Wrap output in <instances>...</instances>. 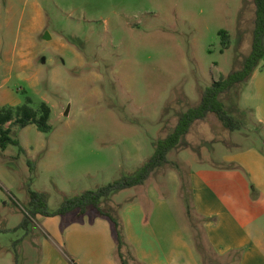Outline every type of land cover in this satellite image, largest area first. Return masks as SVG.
I'll return each instance as SVG.
<instances>
[{
    "label": "rangeland",
    "instance_id": "rangeland-1",
    "mask_svg": "<svg viewBox=\"0 0 264 264\" xmlns=\"http://www.w3.org/2000/svg\"><path fill=\"white\" fill-rule=\"evenodd\" d=\"M254 16V0H0V108L30 98L34 109L45 102L51 110L47 132L5 125L19 145L0 148V264H36L47 234L63 232L75 217L29 216L32 192L44 194L54 212L66 198L136 174L204 89L242 67ZM220 30L230 37L228 48ZM244 89L241 82L220 94L239 123L242 146L264 139L244 109ZM186 134L144 184L115 191L99 206L120 220L122 205L150 186L168 187L166 176L175 171L182 179L170 206L201 263L233 264L231 255L209 249L201 222L188 217L184 177L210 163L198 161L186 142L202 155L220 144L221 156L237 133L211 113ZM25 217L28 225L20 226Z\"/></svg>",
    "mask_w": 264,
    "mask_h": 264
},
{
    "label": "crops",
    "instance_id": "crops-1",
    "mask_svg": "<svg viewBox=\"0 0 264 264\" xmlns=\"http://www.w3.org/2000/svg\"><path fill=\"white\" fill-rule=\"evenodd\" d=\"M242 94L244 109L264 135V57ZM238 130L231 131L237 133L235 140L226 143L232 150L221 156L216 154L220 144L202 155L186 142L198 161L210 160L184 177L190 183L193 209L188 217L192 223L201 222V235L216 255H231L233 264H264V139L242 146ZM166 179L168 187L157 185V192L149 185L143 197L119 210L125 249L133 258L130 264H204L170 206L178 200L182 176L169 171ZM116 248L111 222L89 210L73 217L63 232L47 234L36 264H121ZM236 251H241L239 257Z\"/></svg>",
    "mask_w": 264,
    "mask_h": 264
},
{
    "label": "trees",
    "instance_id": "trees-1",
    "mask_svg": "<svg viewBox=\"0 0 264 264\" xmlns=\"http://www.w3.org/2000/svg\"><path fill=\"white\" fill-rule=\"evenodd\" d=\"M255 16L252 32L251 51L245 58L240 69L230 72L227 76H220L216 81L206 87L202 93L198 105L188 108L180 114L177 124L173 131L165 138L158 140L152 156L140 167L139 171L133 175L123 176L118 180L112 181L95 190H86L79 195L66 198L60 207L54 212H49L46 205L44 194L31 193V211L29 216L34 217L37 213L43 215H66L74 212L76 218H80L89 210H94L98 215L106 217L113 230L117 248L116 254L121 264H130L133 261L129 251L125 249L123 240L122 226L118 218L108 211L103 210L99 204L101 199L109 197L113 192L139 186L150 177L151 173L160 166L168 163L167 154L175 148L180 139L188 133L190 126L198 121L205 119L209 114H216L223 124L231 131L239 128V123L230 116L224 109L220 100V94L228 92L232 87L241 82H245L258 66L264 57V0H254ZM219 35L224 48H228L230 37L226 30H220ZM31 99L26 98L25 103L13 107L0 108V148L5 150L9 144L19 145V142L10 135L11 129L5 126L7 123H14L19 127H26L35 124L42 131L50 130L51 110L45 103L41 102L39 109H34ZM29 219L25 217L20 226H27ZM237 257L241 251H236Z\"/></svg>",
    "mask_w": 264,
    "mask_h": 264
},
{
    "label": "water",
    "instance_id": "water-1",
    "mask_svg": "<svg viewBox=\"0 0 264 264\" xmlns=\"http://www.w3.org/2000/svg\"><path fill=\"white\" fill-rule=\"evenodd\" d=\"M46 38H49L48 34H46ZM67 114H68V109L65 111V115H67Z\"/></svg>",
    "mask_w": 264,
    "mask_h": 264
}]
</instances>
